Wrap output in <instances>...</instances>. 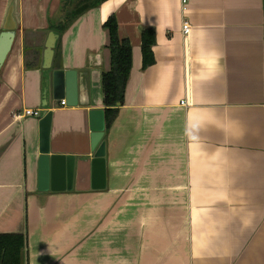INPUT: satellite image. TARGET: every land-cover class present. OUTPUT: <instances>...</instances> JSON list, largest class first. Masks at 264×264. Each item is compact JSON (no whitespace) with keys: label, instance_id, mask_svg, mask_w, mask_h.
Masks as SVG:
<instances>
[{"label":"crops","instance_id":"0c3cea01","mask_svg":"<svg viewBox=\"0 0 264 264\" xmlns=\"http://www.w3.org/2000/svg\"><path fill=\"white\" fill-rule=\"evenodd\" d=\"M77 2L0 0V33L9 8L16 24L0 68V233L25 235V264H264V0H104L57 33ZM110 15L131 67L100 142L105 188L92 189ZM50 31L52 69L77 72L75 106L42 68ZM23 108L51 112L50 153L75 159L70 190L39 187V119L13 117Z\"/></svg>","mask_w":264,"mask_h":264},{"label":"water","instance_id":"95a60500","mask_svg":"<svg viewBox=\"0 0 264 264\" xmlns=\"http://www.w3.org/2000/svg\"><path fill=\"white\" fill-rule=\"evenodd\" d=\"M16 24L9 8L3 31L0 33V68L10 50L15 37ZM58 34L50 31L44 42L42 68L51 71L52 95L54 100H64L66 106H75L78 103L77 72L74 70L52 69V58L57 43ZM91 123V187L92 189L105 188V158L104 143L101 139L104 133L103 110L90 112ZM51 112L44 110L39 118V168L38 179L40 188L50 190H70L73 181L74 156L53 154L49 151V130ZM100 144V145H99Z\"/></svg>","mask_w":264,"mask_h":264},{"label":"trees","instance_id":"16d2710c","mask_svg":"<svg viewBox=\"0 0 264 264\" xmlns=\"http://www.w3.org/2000/svg\"><path fill=\"white\" fill-rule=\"evenodd\" d=\"M102 1L104 0H78L75 8L65 16L63 23L53 25V29L57 33L61 32L75 16ZM102 26L108 34V43L105 48L109 53V68L101 74L104 122L107 128L114 120L118 106L123 102L125 86L131 67V45L128 39L119 36L114 15L108 16ZM153 44L154 32L151 29H145L141 33L143 68H147L154 63ZM24 54L26 58L25 66L28 69L39 67L37 61L40 54L39 47L25 48ZM25 248L26 237L24 234L0 233V264H25Z\"/></svg>","mask_w":264,"mask_h":264},{"label":"built area","instance_id":"2783aa9c","mask_svg":"<svg viewBox=\"0 0 264 264\" xmlns=\"http://www.w3.org/2000/svg\"><path fill=\"white\" fill-rule=\"evenodd\" d=\"M187 1L188 0H180V4H181L182 9L185 8ZM181 31L185 37H187L190 34L191 26L187 21L183 22ZM182 103H184V102H182ZM60 104L65 105V101L64 100L60 101ZM41 116H42V112L40 109L23 108L19 111H15L13 113V117H15L17 119H22L25 117H34V118L39 119V118H41Z\"/></svg>","mask_w":264,"mask_h":264}]
</instances>
